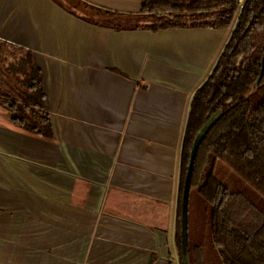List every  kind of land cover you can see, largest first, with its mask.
Here are the masks:
<instances>
[{"label": "crops", "instance_id": "obj_1", "mask_svg": "<svg viewBox=\"0 0 264 264\" xmlns=\"http://www.w3.org/2000/svg\"><path fill=\"white\" fill-rule=\"evenodd\" d=\"M79 1L135 14L144 0ZM74 3L0 0V40L31 51L52 131L0 105V264H179L191 98L233 27L115 29Z\"/></svg>", "mask_w": 264, "mask_h": 264}, {"label": "trees", "instance_id": "obj_2", "mask_svg": "<svg viewBox=\"0 0 264 264\" xmlns=\"http://www.w3.org/2000/svg\"><path fill=\"white\" fill-rule=\"evenodd\" d=\"M75 1L73 8L82 18L115 29H218L235 19L215 64L191 98L180 161L175 243L183 264L181 201L190 153L201 127L218 112L200 138L189 177L188 264H231L257 253L264 264V211L213 175L220 160L264 197V0H144L135 14ZM0 105L16 127L52 135L41 71L31 51L3 40Z\"/></svg>", "mask_w": 264, "mask_h": 264}, {"label": "rangeland", "instance_id": "obj_3", "mask_svg": "<svg viewBox=\"0 0 264 264\" xmlns=\"http://www.w3.org/2000/svg\"><path fill=\"white\" fill-rule=\"evenodd\" d=\"M235 19L232 20L228 29L233 27ZM215 178L234 191L245 193L256 205L264 211V197L250 183L241 178L235 171L224 162L217 160L213 169ZM192 242V239H191ZM262 256L257 253L250 258H238L231 264H261Z\"/></svg>", "mask_w": 264, "mask_h": 264}, {"label": "water", "instance_id": "obj_4", "mask_svg": "<svg viewBox=\"0 0 264 264\" xmlns=\"http://www.w3.org/2000/svg\"><path fill=\"white\" fill-rule=\"evenodd\" d=\"M219 113H215L205 124L201 127L199 132L197 133L191 153H190V158H189V163L186 171V178H185V183H184V189L182 193V201H181V240H182V262L183 264H188V253H187V211H188V193H189V177L191 173V168L193 164V159L195 155V151L197 148V145L200 141V138L206 131V129L210 126L212 121L217 117Z\"/></svg>", "mask_w": 264, "mask_h": 264}]
</instances>
